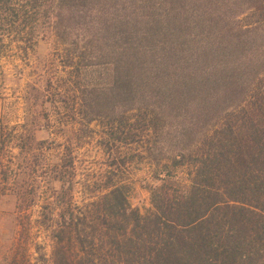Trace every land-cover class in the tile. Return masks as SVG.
I'll return each mask as SVG.
<instances>
[{
	"label": "trees",
	"instance_id": "trees-1",
	"mask_svg": "<svg viewBox=\"0 0 264 264\" xmlns=\"http://www.w3.org/2000/svg\"><path fill=\"white\" fill-rule=\"evenodd\" d=\"M130 1L133 20L138 12L143 17L175 0ZM109 3L0 0V40L11 37L24 52L32 48L36 58L42 39L56 38L65 46L58 54L65 72L49 77L56 84L58 114L76 113L90 124L99 120L103 128L99 142L107 168L100 179H78L77 141L59 135L60 154L48 160V190L39 185L33 192H16L22 208L30 199L28 205L43 202L39 224L53 241L52 264H264V75L194 149L162 156L154 138L162 135L166 121L156 108L114 107L106 115L85 109L93 108L89 97L95 89L86 82L92 63H84L89 37L81 31L107 29L113 22ZM210 10L222 20L236 19L239 33L248 31L264 41V0H213ZM84 13L91 19L74 25ZM30 95H24L25 108L35 117ZM40 96L35 94V100ZM20 139L19 155L43 149L42 143L33 147ZM142 160L150 165L145 187L152 207L145 213L131 203L128 181L131 167Z\"/></svg>",
	"mask_w": 264,
	"mask_h": 264
},
{
	"label": "rangeland",
	"instance_id": "rangeland-1",
	"mask_svg": "<svg viewBox=\"0 0 264 264\" xmlns=\"http://www.w3.org/2000/svg\"><path fill=\"white\" fill-rule=\"evenodd\" d=\"M212 1L175 0L143 17L138 12L132 20L130 0H111L113 22L104 26L107 29L81 31L89 37L84 63H92L86 82L95 89L89 97L93 108L86 106V111L106 115L114 107L152 106L166 121L162 135L154 138L160 155L194 149L264 75V41L248 31L239 33L236 19L218 18L210 10ZM90 19L84 13L73 24L85 26ZM11 40H0V264H52L53 241L39 224L43 202L28 205L30 199L22 208L16 192H33L39 185L48 190L47 165L60 154L55 143L59 135L77 141L78 179H100L107 168L99 142L103 128L99 120L90 124L76 113L58 114L54 106L58 95L49 77L65 72L58 55L65 46L56 38L42 39L36 58L32 48L24 52ZM123 46V53L114 52ZM27 91L35 117L25 108ZM35 94L41 95L39 101ZM20 138L33 147L42 143L43 149L19 155ZM128 176L131 203L145 213L152 207L145 187L150 165L146 160L134 163ZM83 196L79 188L77 201Z\"/></svg>",
	"mask_w": 264,
	"mask_h": 264
}]
</instances>
